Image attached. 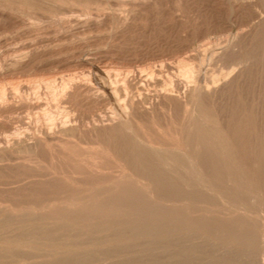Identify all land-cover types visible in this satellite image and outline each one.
I'll list each match as a JSON object with an SVG mask.
<instances>
[{
    "label": "rangeland",
    "instance_id": "obj_1",
    "mask_svg": "<svg viewBox=\"0 0 264 264\" xmlns=\"http://www.w3.org/2000/svg\"><path fill=\"white\" fill-rule=\"evenodd\" d=\"M0 264H264V0H0Z\"/></svg>",
    "mask_w": 264,
    "mask_h": 264
},
{
    "label": "bare ground",
    "instance_id": "obj_2",
    "mask_svg": "<svg viewBox=\"0 0 264 264\" xmlns=\"http://www.w3.org/2000/svg\"><path fill=\"white\" fill-rule=\"evenodd\" d=\"M196 59V57L193 55V54H190V55H188L187 57H186V60H188V61H194ZM28 64V62H24V61H21V62H18L17 63V65H18V67L19 68H23V67H25L26 65ZM79 64H80V66L81 67H83V68H89V66H90V64L87 62V61H85V60H80L79 61ZM187 64H188V62H187ZM17 67V66H16ZM195 72V74H197V73H199L200 72V70L198 69H196V70H194ZM10 75V74H9ZM65 79V78H64ZM210 79V78H209ZM208 79V80H209ZM123 80V79H122ZM160 80V79H159ZM206 81V83H205V88H204V91H206V92H209V90H210V88H209V86H208V82H211V81ZM182 83L183 82H180V85H182ZM185 87H186V89L188 90V91H193L194 90V85H185ZM72 89L73 90H78V92H79V90H82L83 92H90L91 91V88H90V86H87V85H78V84H76V85H74L73 87H72ZM22 90H25V91H29L30 90V87L29 86H27V85H25V86H22ZM93 91V90H92ZM109 94V93H108ZM82 95H84V94H82ZM161 97L163 98V99H166V98H170V99H173V97L172 96H170L169 94H166V93H164V94H161ZM91 98V97H90ZM118 102H120V101H118ZM106 103V102H105ZM44 104L41 102V101H39V100H32V101H30V102H28V107H30L31 109H40L42 106H43ZM17 113V112H16ZM4 114V113H3ZM108 119V118H107ZM63 129V128H62ZM41 133H42V135L46 138V139H49V140H55L56 139V137L50 132V130L48 129V128H43L42 130H41ZM15 144L16 143H18L19 141L18 140H15L14 139V141H13Z\"/></svg>",
    "mask_w": 264,
    "mask_h": 264
}]
</instances>
